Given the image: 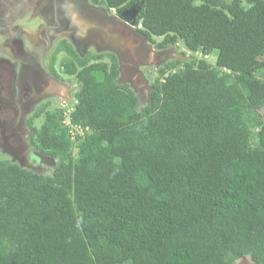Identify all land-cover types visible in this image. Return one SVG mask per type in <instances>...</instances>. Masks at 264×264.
<instances>
[{
    "label": "trees",
    "instance_id": "1",
    "mask_svg": "<svg viewBox=\"0 0 264 264\" xmlns=\"http://www.w3.org/2000/svg\"><path fill=\"white\" fill-rule=\"evenodd\" d=\"M133 2L156 48L202 56L155 68L139 103L114 54L59 43L68 122H27L51 171L0 158V264H264V0H100Z\"/></svg>",
    "mask_w": 264,
    "mask_h": 264
},
{
    "label": "flooded vegetation",
    "instance_id": "2",
    "mask_svg": "<svg viewBox=\"0 0 264 264\" xmlns=\"http://www.w3.org/2000/svg\"><path fill=\"white\" fill-rule=\"evenodd\" d=\"M136 3L108 8L100 0H0L1 154L36 171L44 170L37 162L52 166L51 157L29 144L32 130L27 122L46 97L58 100L54 103L59 99L73 103L76 81L59 69L58 63H54V69L48 66L62 41H68L81 57L90 54L107 61L106 53L114 54L119 69L117 81L131 85L139 103L149 100L151 88L138 66L158 68L172 59L175 50L170 45L156 48L147 37L142 40L145 35L137 28ZM131 7L137 11L135 26L119 15ZM68 18L82 22L84 27L92 22V28L82 32L83 24L77 27L78 23L72 24ZM131 55L138 60L131 61ZM63 56L65 53L58 50L55 61ZM59 83L65 87L59 89Z\"/></svg>",
    "mask_w": 264,
    "mask_h": 264
},
{
    "label": "rangeland",
    "instance_id": "3",
    "mask_svg": "<svg viewBox=\"0 0 264 264\" xmlns=\"http://www.w3.org/2000/svg\"><path fill=\"white\" fill-rule=\"evenodd\" d=\"M160 39H161V37H155V40H157V41H159ZM175 49L178 53H181V54L183 53L188 60H190L193 55L196 57L202 56V54L198 51L197 52L188 51L180 42L178 44H176ZM204 57L207 58L209 60V63L213 65V63L215 62V59H216V51L210 55H204ZM260 59H262L264 61V55L262 57H260ZM138 67H140V70L143 72L145 78L147 79V82L150 83V80L155 76L154 66L149 65V67L143 68L142 65H140ZM259 75H261V77L264 78V71L261 72ZM62 80H64V78H62ZM73 88L76 89V86H74ZM56 101H58V100H55V99L53 100V98H51V97H46L45 99H43L42 104H46L47 108L62 107L64 109V114H63L64 118H65L64 121H65V123H67L68 117H66V116L68 114V111L71 109V104L69 102L65 101V99H59V102L54 103ZM259 115L264 120V109L259 111ZM40 122H41V119L39 118L34 122L33 125H39ZM1 157H7V156L0 153V158ZM38 163L40 164L41 169H44L42 172H46L48 170V168H49V171H51V168H50L51 165L48 166L44 162H42V163L37 162V164ZM246 260H248V258L245 259L244 261H242L241 264H248V261H246Z\"/></svg>",
    "mask_w": 264,
    "mask_h": 264
},
{
    "label": "water",
    "instance_id": "4",
    "mask_svg": "<svg viewBox=\"0 0 264 264\" xmlns=\"http://www.w3.org/2000/svg\"><path fill=\"white\" fill-rule=\"evenodd\" d=\"M138 5V7H140V5L139 4H137ZM125 13H119V15L122 17V18H124V19H126L128 22H129V24L130 25H134V21L135 20H133V18H134V16H135V14L137 13V11L135 10L134 11V9L131 7V8H129V9H127L126 11H124ZM127 14V15H126ZM69 20H71V23L72 24H75V23H78V22H75L73 19H71V18H68ZM83 23L82 22H80V23H78V26L77 27H79L80 25H82ZM76 26V25H75ZM88 27V28H87ZM91 29L92 28V22L90 23V22H88V25L86 24L85 25V27H84V24H83V26H81V31L82 32H87V30L88 29ZM79 32H80V30H79ZM142 40L143 41H145L146 40V38H145V36H144V38L142 37ZM143 43V42H142ZM139 45V44H138ZM152 54H154L153 52H152ZM155 55H156V53H155ZM138 56H140V55H138ZM131 61H133L134 62V60H138V57L136 56V57H134L133 55H131ZM167 58V57H166ZM171 58H177V59H185V57L182 55V54H180V53H177V52H175L174 51V54L173 55H171ZM134 59V60H133ZM131 64H132V62H131ZM131 86V85H130ZM65 86H63V85H61L60 83H59V89H62V88H64ZM132 87V86H131ZM133 90H134V88H133ZM135 91V90H134ZM51 92V91H50ZM51 93H54V92H51ZM248 257H246V256H243L242 258H240V260H239V262H242V261H244L245 259H247ZM254 264V263H253Z\"/></svg>",
    "mask_w": 264,
    "mask_h": 264
},
{
    "label": "clouds",
    "instance_id": "5",
    "mask_svg": "<svg viewBox=\"0 0 264 264\" xmlns=\"http://www.w3.org/2000/svg\"><path fill=\"white\" fill-rule=\"evenodd\" d=\"M136 4H139V3H136ZM138 6V5H137ZM138 12H139V7H138ZM137 23V28H141L142 27V25H141V23L140 22H136ZM133 26H135V24L133 25ZM146 37V36H145ZM171 47H172V49L173 50H175V52H177L176 51V49H175V46H172V45H170ZM197 52V51H196ZM178 53V52H177ZM181 54V53H180ZM182 55L185 57V55L182 53ZM171 58V57H170ZM172 59H177V58H172ZM180 60H188L186 57H185V59H180ZM131 87V86H130ZM242 258V257H241ZM239 260H240V258L235 262V264H237V263H239Z\"/></svg>",
    "mask_w": 264,
    "mask_h": 264
}]
</instances>
